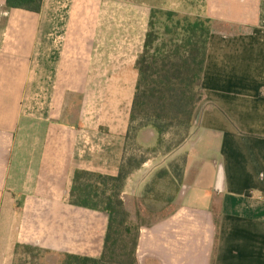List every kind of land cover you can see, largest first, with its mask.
I'll return each instance as SVG.
<instances>
[{
    "label": "crops",
    "instance_id": "0c3cea01",
    "mask_svg": "<svg viewBox=\"0 0 264 264\" xmlns=\"http://www.w3.org/2000/svg\"><path fill=\"white\" fill-rule=\"evenodd\" d=\"M6 1L0 264L20 246L99 259L108 215L72 205L69 193L77 170H121L151 12L129 0H44L40 13ZM204 4L211 36L191 136L134 171L122 194L137 222L157 169L186 156L175 206L142 225L137 264H264V0ZM137 142L151 148L157 136L146 129Z\"/></svg>",
    "mask_w": 264,
    "mask_h": 264
},
{
    "label": "trees",
    "instance_id": "16d2710c",
    "mask_svg": "<svg viewBox=\"0 0 264 264\" xmlns=\"http://www.w3.org/2000/svg\"><path fill=\"white\" fill-rule=\"evenodd\" d=\"M43 2L7 0L6 5L9 9L40 13ZM157 13L160 12L152 11L144 50L135 64L138 79L126 136L128 151L121 170L117 176L77 170L69 193L72 205L108 215L103 254L99 259L64 254L61 259H54L53 264H137L144 224L131 219L122 199L127 180L148 161L146 153L163 150L170 136L175 141L168 152L178 149L191 136L194 114L204 99L202 81L211 24L205 18L191 20L167 11L161 13L168 24L160 33L154 22ZM146 129H151L157 136L154 147L144 148L137 142L139 134ZM131 148L142 153L140 158L129 155ZM185 165L186 156L183 155L181 167L173 163L159 170L147 185L142 203L167 205L170 213L184 185ZM164 179L170 180L175 193L167 197L155 196L154 186Z\"/></svg>",
    "mask_w": 264,
    "mask_h": 264
},
{
    "label": "rangeland",
    "instance_id": "374dc122",
    "mask_svg": "<svg viewBox=\"0 0 264 264\" xmlns=\"http://www.w3.org/2000/svg\"><path fill=\"white\" fill-rule=\"evenodd\" d=\"M131 4H142L145 3L150 10L151 14L153 12H160L155 15L154 22L156 24V29L162 33L164 31L165 26L168 24L167 19L161 14L163 12L171 11L178 13L180 17H187L191 20L196 18H201L204 14L205 4L204 0H129ZM174 137L170 136L166 142L163 150L157 153H146L148 155V160L160 159L171 153L168 152V149L174 145ZM141 152L133 151V148L129 150V155H135L140 158ZM182 158L183 155H176L168 162L163 163L157 170H162L163 168H168L170 164L175 163L178 167L182 166ZM157 171V172H158ZM174 188L170 185L169 179H164L159 181L155 186V196L159 194V196L166 195L172 196L174 192ZM165 197V198H166ZM140 207L138 212L140 213L141 218L139 217V213H137V222L140 224H151L152 222L165 217L169 213V209L167 205L163 204H144ZM154 206V207H153ZM144 214V217L142 215ZM54 259H61L60 257L55 258L52 255L47 254L46 252L38 249H25L23 246L17 247L14 255L13 264H53Z\"/></svg>",
    "mask_w": 264,
    "mask_h": 264
}]
</instances>
